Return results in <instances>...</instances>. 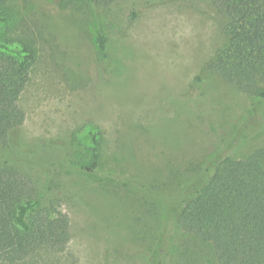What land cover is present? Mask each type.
Returning <instances> with one entry per match:
<instances>
[{
	"label": "rangeland",
	"instance_id": "obj_1",
	"mask_svg": "<svg viewBox=\"0 0 264 264\" xmlns=\"http://www.w3.org/2000/svg\"><path fill=\"white\" fill-rule=\"evenodd\" d=\"M214 1L97 9L91 0H17L12 36L37 52L19 101L22 137L35 148L57 144L28 157L32 168L45 180L48 164L87 156L89 130L101 134L95 175L68 168L52 177L66 195L70 243L20 264H218L166 220L204 168L264 147L249 96L216 76L195 83L226 41Z\"/></svg>",
	"mask_w": 264,
	"mask_h": 264
},
{
	"label": "trees",
	"instance_id": "obj_2",
	"mask_svg": "<svg viewBox=\"0 0 264 264\" xmlns=\"http://www.w3.org/2000/svg\"><path fill=\"white\" fill-rule=\"evenodd\" d=\"M118 1L91 3L108 9ZM214 7L223 18L226 41L205 62L195 83L218 77L249 96L264 120V0H215ZM19 16L17 0H0V260L10 264L44 248L67 247L71 230L70 217L62 211L66 195L52 177L68 168L95 175L101 164V134L94 130H89L87 156L71 160L68 167L65 162L48 164L45 180L28 161L57 144L35 148L22 137L25 113L19 101L37 52L12 36ZM166 220L205 244L218 264H264V147L204 168L202 177L170 203Z\"/></svg>",
	"mask_w": 264,
	"mask_h": 264
}]
</instances>
